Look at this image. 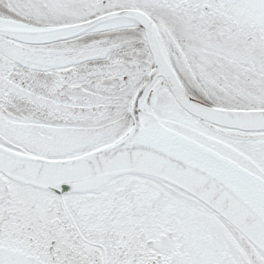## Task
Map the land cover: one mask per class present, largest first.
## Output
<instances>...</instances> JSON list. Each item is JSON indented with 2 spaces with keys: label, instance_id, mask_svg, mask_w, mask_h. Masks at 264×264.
Masks as SVG:
<instances>
[{
  "label": "snow or ice",
  "instance_id": "1",
  "mask_svg": "<svg viewBox=\"0 0 264 264\" xmlns=\"http://www.w3.org/2000/svg\"><path fill=\"white\" fill-rule=\"evenodd\" d=\"M0 264H264V0H0Z\"/></svg>",
  "mask_w": 264,
  "mask_h": 264
}]
</instances>
